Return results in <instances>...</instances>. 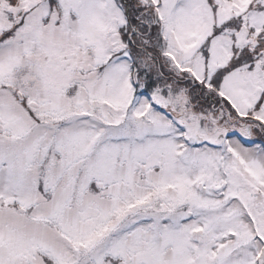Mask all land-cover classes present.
<instances>
[{
	"label": "snow or ice",
	"instance_id": "snow-or-ice-1",
	"mask_svg": "<svg viewBox=\"0 0 264 264\" xmlns=\"http://www.w3.org/2000/svg\"><path fill=\"white\" fill-rule=\"evenodd\" d=\"M0 264H264V0H0Z\"/></svg>",
	"mask_w": 264,
	"mask_h": 264
}]
</instances>
